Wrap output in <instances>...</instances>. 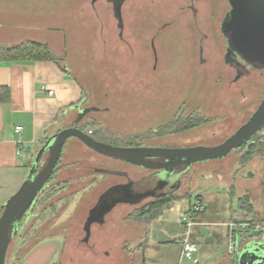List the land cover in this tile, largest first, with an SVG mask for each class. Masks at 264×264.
<instances>
[{
    "label": "rangeland",
    "instance_id": "1",
    "mask_svg": "<svg viewBox=\"0 0 264 264\" xmlns=\"http://www.w3.org/2000/svg\"><path fill=\"white\" fill-rule=\"evenodd\" d=\"M81 1L61 0L63 12L52 19L32 16L29 24L32 28L37 26L34 33L45 37L42 42L49 44L57 56L61 55L59 60L69 66L70 73L82 86L80 109H89V112L82 117L80 127L97 139L121 146L216 145L233 135L259 107L264 97V76L254 72L233 82L234 71L224 67L220 57L223 48L217 25H212L216 30L212 27L207 30L211 39L206 44L214 45L209 52V63L199 64L200 36L190 15L179 9L185 1H127L123 8V39L111 3L101 0L94 11L89 0ZM53 2L46 0L45 8H52ZM223 6L221 2L220 10ZM70 9L73 14L69 15ZM218 11L212 15L213 19L208 20V16L205 21L217 24L221 18ZM166 24L169 25L163 28ZM152 38L158 48L157 68L150 48ZM211 58L217 59V63H212ZM78 112L74 110L61 128L74 122ZM193 117L201 124L177 132L179 125ZM174 121L178 122L177 128L176 124L171 127ZM245 146L234 149L223 159L193 165L192 171L183 177V188H187L192 175L198 173L189 195L176 196L166 207L152 210L149 217L152 222L135 220L138 206L120 205L107 216V224L92 227L90 241L84 242L82 225L88 208L106 186L124 181L118 176L103 178L87 173H93L90 171L94 167L126 168L135 177L147 171L113 161L108 163L102 155L73 138L66 144L55 172L53 183L57 185L52 189L56 193L49 201L45 199L46 194L39 196L33 217L22 224L20 233L9 246L6 264L25 258L36 246L46 242L49 235L64 230L67 232L61 238L60 249L48 264H196L182 257V245L177 243V239L185 236L182 218L192 207L189 196L193 198L206 188L217 190L223 185L228 188V183L216 172L219 173V167H225L230 174L241 170L243 165L238 161L242 160ZM263 168L264 165L259 166V174L254 171L259 185L264 180ZM30 171L31 168L25 171V180ZM19 177L17 173L0 174V197L7 201L21 188ZM66 180L68 189L59 191ZM92 180L96 182L93 187ZM257 187V192L264 196V186ZM220 201L210 204L205 216ZM51 203L57 206L46 210ZM219 232L221 238L212 235L220 241L218 255L230 260L228 248L233 236L227 226H222ZM249 237V232H241L238 243L244 246ZM53 239L60 241L58 237ZM211 240L204 243L194 239L201 246L196 255L208 249ZM148 242L155 247L148 248L151 251L148 254L153 256L145 259L137 245L145 247ZM200 264L218 263L203 259Z\"/></svg>",
    "mask_w": 264,
    "mask_h": 264
},
{
    "label": "crops",
    "instance_id": "2",
    "mask_svg": "<svg viewBox=\"0 0 264 264\" xmlns=\"http://www.w3.org/2000/svg\"><path fill=\"white\" fill-rule=\"evenodd\" d=\"M83 1L85 0L81 2ZM45 2L46 0H0V47L10 48L26 41L43 43L45 37L34 33L37 26L32 28L29 19L32 16L52 19L64 9L61 0H54L53 7L49 9L45 8ZM89 2L92 9L97 11L96 4L101 0ZM112 11L116 18L113 5ZM68 13L70 15L72 9ZM88 24L89 22H86V25ZM59 38L62 37L59 35ZM43 44L49 46L47 43ZM51 51L56 58L54 61L0 62V174H19L18 186L24 183L25 171L31 168L39 148L50 136L58 132L83 98L82 86L70 73L69 66L66 67L59 60L61 55L57 56L53 49ZM50 91H53V94ZM18 126L23 127L21 132L17 131ZM238 162L243 168L236 169L234 174L228 173L225 167H219V173L216 172L228 183V188L224 185L217 190L206 188L195 196L200 199L205 210L196 216L197 224L190 230L191 239H200L204 243L213 239L208 244V249H201V253L196 255V264H200L203 259H214L218 264L229 261L218 255L220 241L213 237L221 238L219 231L222 226H227L230 230L229 224L232 222L245 224L250 223V219L264 221V196L256 189L257 186H264V180L259 185L254 174L255 170L259 174V166L264 165V154L254 155L246 164ZM197 174L190 178L189 188L192 187ZM189 197L192 206L194 197ZM241 198L247 199L245 204H241ZM261 198L262 202H259ZM219 199L220 204L205 216L210 204L217 203ZM5 201L6 199L0 197V206ZM207 227H213L214 230L211 231ZM240 230L247 232L246 229ZM184 231L186 234L185 227ZM59 240L48 238L22 259L23 264H48L60 249L61 238ZM147 244L151 246L150 250H153L155 245L149 242ZM200 247L198 246L199 249ZM150 250L143 251L145 259L153 256L148 254Z\"/></svg>",
    "mask_w": 264,
    "mask_h": 264
},
{
    "label": "water",
    "instance_id": "3",
    "mask_svg": "<svg viewBox=\"0 0 264 264\" xmlns=\"http://www.w3.org/2000/svg\"><path fill=\"white\" fill-rule=\"evenodd\" d=\"M116 18L121 26V7L125 0H111ZM232 10L223 23V31L229 48L241 61L264 66V0H230ZM87 110H82L80 117ZM264 130V98L250 119L231 137L216 145H198L183 148L122 147L101 142L78 127H66L50 136L37 151L28 178L21 188L0 206V264H6L9 246L18 232V223L52 176L69 138L81 140L89 148L113 158L159 170L144 183L155 188L166 187L174 180L173 190L180 187L182 177L192 171L199 162L227 157L240 148L259 131ZM48 155L43 160L44 155ZM159 158L161 162L150 159ZM165 170V171H164ZM166 173V174H164ZM156 180V181H155ZM131 195V194H130ZM127 194V197L130 198ZM161 195V194H160ZM120 201L114 202V205ZM113 205V206H114ZM111 206V207H113ZM230 264H264V230L258 236L252 234L229 260Z\"/></svg>",
    "mask_w": 264,
    "mask_h": 264
},
{
    "label": "flooded vegetation",
    "instance_id": "4",
    "mask_svg": "<svg viewBox=\"0 0 264 264\" xmlns=\"http://www.w3.org/2000/svg\"><path fill=\"white\" fill-rule=\"evenodd\" d=\"M109 1L113 5V2L111 0H109ZM127 1H129V0H125L122 4V7H121V14H122L121 15V17H122L121 26L119 25V20L117 19L118 27L120 29L121 39H123L124 31H125V21H124V15H123V8H124V5ZM141 1H143V0H141ZM182 1H185L186 3L179 6V9L182 10L183 12L186 11L190 15V17L193 20V25L196 28V30L200 36L199 41H198V49H197V58L198 59L196 58L200 65H207V63H209V57L208 56L211 55L209 52H210V49L214 45L211 44V46H210V45L206 44V42L209 39H211V35L209 32H207V30L210 29L212 27V25H217L218 26L217 34L221 40L220 44H222V48H223L220 57L223 60L224 67L229 68V69L234 71L235 78L233 79V82H237V81H239L245 77H250L253 75L254 72H259L262 76H264V66L262 67L260 65L259 66L250 65L248 63L241 61L238 54H235V52H233L229 48L228 39L226 37V34L223 31V23L225 22L227 16L229 15L230 11L233 8L230 0H220L219 2H218V0H211V2H209V0H182ZM212 1H213V3H212ZM221 2L223 3L224 6L221 7V10H220L219 7L221 5ZM211 3H212V5H211ZM216 10H219L218 13L221 15V18L219 19L218 23L212 24V22L205 21V18H207L208 16H209V19L207 18L208 20L213 19L212 15L214 14V12ZM168 25L169 24H166L165 26H163V28H165ZM214 28L215 27H212V29H214ZM214 30H216V28ZM151 43H152V47H150V48L153 52V57H154V60L156 63L155 68H157L159 55H158V48H157V45L155 42V38H152ZM211 62L216 64L217 59L211 58ZM80 105H81V103L77 104V106L75 108L76 110L79 111L76 120L74 122L70 123L67 127H71V126L78 127L81 130H83L84 132L88 133L82 127H80V122L82 120V117L85 114H87V112H89V109H83V111L84 110H87V111L84 115H82L80 117V113L82 111L80 109L81 108ZM61 129H63V128H61ZM88 134H90V133H88ZM91 136L94 137L95 139H97L95 136H93V135H91ZM73 138L74 137L69 138L68 141L66 142V144L69 142V140H71ZM75 139L79 140L78 138H75ZM97 140H99L101 142L108 143V144L117 145V144L107 142V141H104L101 139H97ZM79 141L86 148H88V149L92 150L93 152H95L99 155H102L104 158H106L108 163H109V161H113V162H117L119 164H122L123 166L124 165L137 166V167L147 171V173L141 175L140 177H135V175H131L128 171H126V168L124 170H122L123 168L120 169V168H112V167H94L90 171V172L93 171V173H87V174H99L103 178L107 177L106 175L118 176L119 178H124V181L116 182V183H113V184L106 186L105 190L101 191L99 193V195L97 196L95 203L88 208L86 216H85V220L83 221V225H82L83 231L85 232V237L83 239L84 242L90 241L92 234L94 232L92 227L94 225L103 227L105 224H107V220H106L107 216L109 214H111L120 205H130V206H136V207L138 206L136 208L137 210L134 213H136V212L138 213L135 220L139 221V218L142 217V215L139 216L140 213L144 214L147 212L146 214L148 216H150L152 214L151 208L155 203H158V202H161V201L167 199L168 201L165 204V206H166L169 203H171L173 201V199H176V196L178 197V196H182V195H187V196L189 195L188 185H187V188H186V186L183 188V177L185 175L182 177L180 187L177 190H173V188L175 186L174 180H171L170 183L166 187L161 186L160 188L157 189L154 187L155 185L152 183H150V184H147L146 182L144 183V180L147 178H151V180L152 179L157 180L158 176H156V175L154 176V174L157 173L159 170L149 169V168L141 166V165L126 162L122 159H117V158L110 157L108 155H104L102 153H99L98 151H95L92 148H89L81 140H79ZM222 142H224V141H222ZM222 142H220V143H222ZM66 144H65V146H66ZM247 145H249V144L247 143L246 146ZM65 146H64V148H65ZM117 146H121V145H117ZM194 146H198V145H194ZM122 147H140V146H122ZM141 147L183 148V147H191V146H143L142 145ZM64 148H63L61 158H60L55 170L58 168L59 163L62 159V156L64 153ZM150 160H152L154 162H161L162 159L152 158ZM199 163H204V162H199ZM199 163H195L194 165H197ZM55 170H54V172H55ZM54 172H53L52 176L50 177L49 181L47 182V184L45 185L44 189L40 192L39 196H44L45 193L50 194V192L52 191V188L54 186L56 187L57 184L54 185V183H53V180L54 181L56 180L55 179L56 173H54ZM164 174H166V173H164ZM95 183L96 182L94 180H92V183H91L92 187L95 185ZM68 185H69L68 181L66 180V182H63L62 185H60L61 187L59 188V191H61V190L66 191V189H68L67 188ZM185 188H186V190H185ZM180 191H183V193ZM47 194H46V196H47ZM127 194H129V195L131 194L130 198L127 197ZM67 195L68 194L64 195L63 198H65ZM39 196H38V198H39ZM69 197H71V196H69ZM38 198L29 207V209L23 215L22 219L19 221L18 232H17L16 236L14 237V239L20 233V230L22 228V224L29 221L33 217V215H34L33 211L35 210V208H37V205H38V200H39ZM47 201H49V200H47ZM117 201H120V202H118L117 204L114 205V202H117ZM58 203H59V201H58ZM56 206L57 205L54 206L51 203V205H49L46 210H51L52 208H54ZM68 206H67V208H68ZM111 206H113V207H111ZM148 212H151V213H148ZM35 215L37 216V213ZM142 219H146V217L142 218ZM150 220L151 219H149V221ZM66 232L67 231L64 230L61 233L51 234V235H49V238H55V237L62 238V236H64ZM149 247H150V245H148V244H146L145 247L142 244L137 245V248L142 250V251L148 250ZM153 247H155V246H153ZM142 254H143V252H142ZM143 258H144V255H143Z\"/></svg>",
    "mask_w": 264,
    "mask_h": 264
},
{
    "label": "trees",
    "instance_id": "5",
    "mask_svg": "<svg viewBox=\"0 0 264 264\" xmlns=\"http://www.w3.org/2000/svg\"><path fill=\"white\" fill-rule=\"evenodd\" d=\"M54 60H56V58L54 57L49 46L36 41H26L10 48L0 47V62H34V61H54ZM195 119H196L195 117L187 119L186 124H184L185 123L184 122L183 125L181 126L179 125L178 128H177L178 122L174 121L171 123L172 124L171 127H173L176 124L177 132H182L189 128L201 124V121L198 120L195 121ZM256 154H264V144L261 143V144H253V145L245 146L244 154L242 155L241 158L242 164H246ZM55 193L56 192H53V189L50 192V194L45 193L47 194V196H45L46 199H50ZM167 201L168 200L166 199L161 202L155 203L151 209L154 210L160 207H164ZM246 201H247L246 198L240 199L241 204H245ZM146 213L144 214L140 213V216L142 215V217H140L139 219L143 220L142 218L145 217L146 219H148L150 216H148ZM257 222L260 221H258L257 219L255 220L250 219V223L252 224V227L249 228V231L247 229V232H251L253 236L259 235V232L254 230L255 229L254 224ZM15 264H23L22 259L17 258Z\"/></svg>",
    "mask_w": 264,
    "mask_h": 264
},
{
    "label": "built area",
    "instance_id": "6",
    "mask_svg": "<svg viewBox=\"0 0 264 264\" xmlns=\"http://www.w3.org/2000/svg\"><path fill=\"white\" fill-rule=\"evenodd\" d=\"M51 94H53V91H50ZM18 132H21L23 130L22 126H18L17 128ZM264 144V130L259 131L256 133L249 141V145L253 144ZM21 153V150L19 151ZM194 202L191 207V209L186 212L182 218L183 225L187 230V233L185 234V238L183 239H177V243L182 245V257L187 258L189 260H192L194 263L197 262L196 254L199 250L197 243L192 241L190 230L193 229V227L197 224L196 216L203 213L205 210L204 205L202 202H200V199L198 197H194ZM230 227V233L233 236L232 241L229 244V253L234 256L237 249L241 246L238 243V237H240L241 230L240 229H246L245 231H249V228L252 227L251 223H238V222H232L229 224ZM255 231L260 232L261 230H264V221L263 222H257L254 224ZM250 235L252 234L249 232Z\"/></svg>",
    "mask_w": 264,
    "mask_h": 264
}]
</instances>
